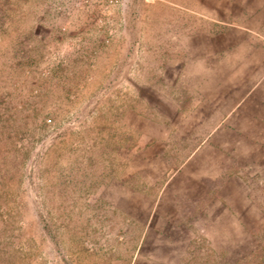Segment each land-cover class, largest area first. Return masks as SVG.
I'll return each instance as SVG.
<instances>
[{"label": "rangeland", "instance_id": "obj_1", "mask_svg": "<svg viewBox=\"0 0 264 264\" xmlns=\"http://www.w3.org/2000/svg\"><path fill=\"white\" fill-rule=\"evenodd\" d=\"M259 203L264 0H0V264H232Z\"/></svg>", "mask_w": 264, "mask_h": 264}, {"label": "trees", "instance_id": "obj_2", "mask_svg": "<svg viewBox=\"0 0 264 264\" xmlns=\"http://www.w3.org/2000/svg\"><path fill=\"white\" fill-rule=\"evenodd\" d=\"M252 190L250 189V198L253 199L251 195ZM261 209V213L259 215L258 220H256L251 228L250 233L254 237H259L262 239V243L254 247L247 255L244 257H239L232 264H264V227L261 224V220H264V208L262 203L258 204ZM223 264V263H221Z\"/></svg>", "mask_w": 264, "mask_h": 264}]
</instances>
